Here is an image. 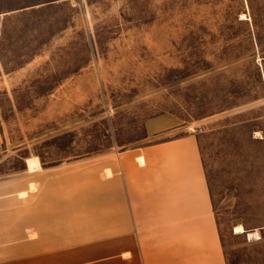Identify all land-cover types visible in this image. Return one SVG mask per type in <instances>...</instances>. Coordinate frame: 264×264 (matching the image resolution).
<instances>
[{
	"label": "rangeland",
	"instance_id": "374dc122",
	"mask_svg": "<svg viewBox=\"0 0 264 264\" xmlns=\"http://www.w3.org/2000/svg\"><path fill=\"white\" fill-rule=\"evenodd\" d=\"M155 119L197 136L228 264H264V0H0V242L113 219Z\"/></svg>",
	"mask_w": 264,
	"mask_h": 264
},
{
	"label": "crops",
	"instance_id": "0c3cea01",
	"mask_svg": "<svg viewBox=\"0 0 264 264\" xmlns=\"http://www.w3.org/2000/svg\"><path fill=\"white\" fill-rule=\"evenodd\" d=\"M147 129L148 145L114 153L113 219L76 226L60 221L58 208L52 209L46 223L33 231L24 228L33 238L0 242L3 256L7 250L19 252L0 258V264H228L197 136L159 119ZM49 169L41 164L29 170L26 160L22 174ZM12 191L8 196L15 195ZM30 196L17 193L21 203ZM90 232L101 237L88 240Z\"/></svg>",
	"mask_w": 264,
	"mask_h": 264
},
{
	"label": "bare ground",
	"instance_id": "6f19581e",
	"mask_svg": "<svg viewBox=\"0 0 264 264\" xmlns=\"http://www.w3.org/2000/svg\"><path fill=\"white\" fill-rule=\"evenodd\" d=\"M235 233H246L249 235V237L252 239L254 237H256L257 239H260L259 237V232L258 231H252V232H246L245 228L243 225L239 224L235 227L234 229Z\"/></svg>",
	"mask_w": 264,
	"mask_h": 264
},
{
	"label": "built area",
	"instance_id": "2783aa9c",
	"mask_svg": "<svg viewBox=\"0 0 264 264\" xmlns=\"http://www.w3.org/2000/svg\"><path fill=\"white\" fill-rule=\"evenodd\" d=\"M256 240H257V238H256Z\"/></svg>",
	"mask_w": 264,
	"mask_h": 264
},
{
	"label": "trees",
	"instance_id": "16d2710c",
	"mask_svg": "<svg viewBox=\"0 0 264 264\" xmlns=\"http://www.w3.org/2000/svg\"><path fill=\"white\" fill-rule=\"evenodd\" d=\"M35 169V168H34Z\"/></svg>",
	"mask_w": 264,
	"mask_h": 264
}]
</instances>
